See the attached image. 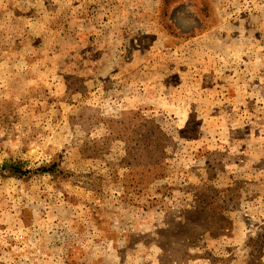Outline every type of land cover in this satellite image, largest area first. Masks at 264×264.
Segmentation results:
<instances>
[{"label":"rangeland","instance_id":"1","mask_svg":"<svg viewBox=\"0 0 264 264\" xmlns=\"http://www.w3.org/2000/svg\"><path fill=\"white\" fill-rule=\"evenodd\" d=\"M0 264H264V0H0Z\"/></svg>","mask_w":264,"mask_h":264}]
</instances>
